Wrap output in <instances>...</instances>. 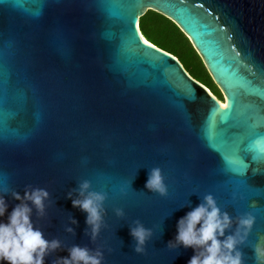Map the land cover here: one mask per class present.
<instances>
[{
	"label": "water",
	"instance_id": "1",
	"mask_svg": "<svg viewBox=\"0 0 264 264\" xmlns=\"http://www.w3.org/2000/svg\"><path fill=\"white\" fill-rule=\"evenodd\" d=\"M148 10L189 39L224 102L225 86L234 92L233 116L218 124L223 145L207 140L220 101L174 56L145 43L138 19ZM0 65V120L11 125L0 128V189L9 191L0 219L19 203L11 191L46 189L45 214L33 210V223L61 248L45 264L67 256L72 245L101 249L103 264H187L193 249L169 250L167 242L177 220L207 194L234 220L254 217L238 250L244 264H255L252 246L264 236V159L242 153L249 166L229 174L226 156L237 137L247 147L259 143L254 133L264 134V122L249 127L255 123L250 106L264 116V98L252 91L264 88V0H3ZM186 84L191 97L180 95ZM158 166L164 197L144 187ZM236 176L254 195V211L243 204ZM84 180L106 196L94 241L85 213L67 198L70 191L77 197ZM136 220L153 230L142 254L129 235ZM69 225L73 233L65 232Z\"/></svg>",
	"mask_w": 264,
	"mask_h": 264
},
{
	"label": "clouds",
	"instance_id": "2",
	"mask_svg": "<svg viewBox=\"0 0 264 264\" xmlns=\"http://www.w3.org/2000/svg\"><path fill=\"white\" fill-rule=\"evenodd\" d=\"M145 189L164 197L168 193L164 176L159 167H153L145 181ZM90 183H80L77 197L70 191L67 198L73 208L85 213L90 240L94 241L104 226L103 204L106 196L103 192L90 191ZM8 189H0V218L5 216L8 203L4 194ZM11 197L19 201L7 215L0 219V264H45V258L61 248L59 239H46L43 231L33 223V210L43 216L49 192L44 188L27 186L23 195L11 191ZM117 217H123V209H114ZM74 219L70 224H75ZM254 225V217L244 213L235 220L222 212L211 194L203 197L201 203L177 220L176 234L167 242L169 250L179 247L193 249V255L187 264H244L242 253L238 250L244 244ZM233 229L229 235L227 231ZM69 225L65 232L73 233ZM129 235L134 241L133 251L142 254L153 230L146 228L139 220L129 226ZM255 264H264V236H260L252 246ZM68 255L58 257L53 264H103L104 252L101 249H89L72 245Z\"/></svg>",
	"mask_w": 264,
	"mask_h": 264
},
{
	"label": "snow or ice",
	"instance_id": "3",
	"mask_svg": "<svg viewBox=\"0 0 264 264\" xmlns=\"http://www.w3.org/2000/svg\"><path fill=\"white\" fill-rule=\"evenodd\" d=\"M0 2H3V0H0ZM16 2L20 3L21 0H16ZM129 40L135 41L136 44H138L135 33L131 32L130 29H129ZM145 43L147 44L148 42L145 41ZM236 55L239 56V53H236ZM0 70H2V65H0ZM249 83L251 82L249 81ZM224 90L227 92L225 103L221 104L218 109L217 108L213 109L214 116L210 118L208 128H207V140H208V143L211 145H223L224 135L222 131L218 130V124L225 123L230 117L233 116V109L236 105V97H235L234 92L231 91L229 87L227 86H225ZM252 91L255 94L259 95L261 98H264V88L257 87V88H254ZM192 93H193L192 86L186 84L183 92L180 93V95L191 97ZM178 107L182 109L183 105H178ZM250 107H253V116L255 119V123L250 125L249 127L251 129H254L258 124L264 122V116H261L259 114L260 109L258 107L256 106H250ZM5 125H7L10 131L11 125L8 124L7 121L0 120V128L5 127ZM254 134L260 137L259 143L256 144L255 146L250 144L247 147H245L243 145L242 137H237L231 142L230 149L226 156L227 165L230 170L229 174L240 173L246 170L247 167L249 166L246 163L245 157L242 156V153H245L248 151H254L255 155L253 157V162H255L256 160L264 159V134H259V133H254ZM0 140H2V137H0ZM159 168L161 169L162 175L164 176L163 168L162 167H159ZM236 180L239 182L238 192L244 197L243 204L247 205L250 209L254 211L255 205L251 203L254 200L253 199L254 195L250 194V190L248 186L241 180L239 176H236Z\"/></svg>",
	"mask_w": 264,
	"mask_h": 264
},
{
	"label": "trees",
	"instance_id": "4",
	"mask_svg": "<svg viewBox=\"0 0 264 264\" xmlns=\"http://www.w3.org/2000/svg\"><path fill=\"white\" fill-rule=\"evenodd\" d=\"M138 27L147 42L174 56L192 78L223 102L220 91L211 80L189 39L171 20L148 10L138 19Z\"/></svg>",
	"mask_w": 264,
	"mask_h": 264
},
{
	"label": "bare ground",
	"instance_id": "5",
	"mask_svg": "<svg viewBox=\"0 0 264 264\" xmlns=\"http://www.w3.org/2000/svg\"><path fill=\"white\" fill-rule=\"evenodd\" d=\"M221 104H224L225 102L223 101V102H220Z\"/></svg>",
	"mask_w": 264,
	"mask_h": 264
},
{
	"label": "rangeland",
	"instance_id": "6",
	"mask_svg": "<svg viewBox=\"0 0 264 264\" xmlns=\"http://www.w3.org/2000/svg\"><path fill=\"white\" fill-rule=\"evenodd\" d=\"M223 98V97H222Z\"/></svg>",
	"mask_w": 264,
	"mask_h": 264
}]
</instances>
